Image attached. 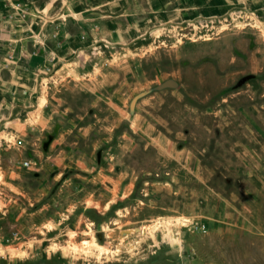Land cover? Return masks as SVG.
Here are the masks:
<instances>
[{
	"label": "rangeland",
	"instance_id": "374dc122",
	"mask_svg": "<svg viewBox=\"0 0 264 264\" xmlns=\"http://www.w3.org/2000/svg\"><path fill=\"white\" fill-rule=\"evenodd\" d=\"M262 17L50 70L0 136V264H264Z\"/></svg>",
	"mask_w": 264,
	"mask_h": 264
},
{
	"label": "crops",
	"instance_id": "0c3cea01",
	"mask_svg": "<svg viewBox=\"0 0 264 264\" xmlns=\"http://www.w3.org/2000/svg\"><path fill=\"white\" fill-rule=\"evenodd\" d=\"M236 7L264 15V0H0V136L23 132L49 71L95 42L126 50L159 30Z\"/></svg>",
	"mask_w": 264,
	"mask_h": 264
},
{
	"label": "built area",
	"instance_id": "2783aa9c",
	"mask_svg": "<svg viewBox=\"0 0 264 264\" xmlns=\"http://www.w3.org/2000/svg\"><path fill=\"white\" fill-rule=\"evenodd\" d=\"M251 16H252V20H254L255 23L258 22L259 15L257 14V12H251ZM124 51H125L124 47L112 44L108 40H102L101 42H95L94 44L91 45L89 54L99 55L101 59L104 61V59L107 58L108 55L112 56V59L113 58L116 59L121 54L124 55L125 54ZM4 141H7V140L4 138Z\"/></svg>",
	"mask_w": 264,
	"mask_h": 264
},
{
	"label": "bare ground",
	"instance_id": "6f19581e",
	"mask_svg": "<svg viewBox=\"0 0 264 264\" xmlns=\"http://www.w3.org/2000/svg\"><path fill=\"white\" fill-rule=\"evenodd\" d=\"M142 231H143V228H142Z\"/></svg>",
	"mask_w": 264,
	"mask_h": 264
}]
</instances>
